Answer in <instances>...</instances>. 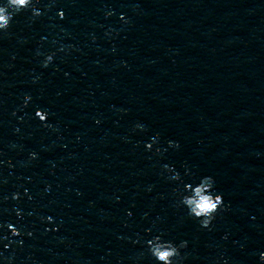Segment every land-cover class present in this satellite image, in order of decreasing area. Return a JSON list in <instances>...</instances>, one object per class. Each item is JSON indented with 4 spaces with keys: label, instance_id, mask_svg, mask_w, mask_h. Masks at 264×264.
Masks as SVG:
<instances>
[{
    "label": "water",
    "instance_id": "water-1",
    "mask_svg": "<svg viewBox=\"0 0 264 264\" xmlns=\"http://www.w3.org/2000/svg\"><path fill=\"white\" fill-rule=\"evenodd\" d=\"M32 2L0 30V264H157L156 235L264 264V0Z\"/></svg>",
    "mask_w": 264,
    "mask_h": 264
},
{
    "label": "clouds",
    "instance_id": "clouds-1",
    "mask_svg": "<svg viewBox=\"0 0 264 264\" xmlns=\"http://www.w3.org/2000/svg\"><path fill=\"white\" fill-rule=\"evenodd\" d=\"M31 8L33 15H39L40 12L35 8L32 0H5L0 4V30L7 31L15 13L21 10ZM63 16V13H59ZM52 56L49 55L43 61L46 66ZM30 97L26 94L23 103L26 105ZM36 116L44 120L45 116L40 110L36 111ZM136 128H143L142 124L137 123ZM169 143H173L169 141ZM151 147V145H148ZM166 169L171 171L169 166ZM173 180H179L178 174L170 177ZM179 204L187 209L190 217L197 219L202 227H208L216 214L222 210L224 201L223 195L215 189V180L211 176H202L199 182L184 184V190L180 193ZM186 241H180L179 244L172 241H165L160 235L153 236L146 242L148 253L157 261V264H175L180 256V249L186 246ZM261 261H264V252L259 254Z\"/></svg>",
    "mask_w": 264,
    "mask_h": 264
}]
</instances>
